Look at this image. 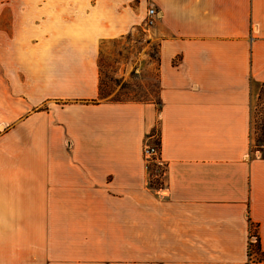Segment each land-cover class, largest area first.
Returning <instances> with one entry per match:
<instances>
[{"label":"crops","instance_id":"crops-1","mask_svg":"<svg viewBox=\"0 0 264 264\" xmlns=\"http://www.w3.org/2000/svg\"><path fill=\"white\" fill-rule=\"evenodd\" d=\"M149 3L159 104L94 102L100 43L146 26ZM3 85L0 264H130L131 244L138 264H264V0H0ZM19 85L73 103L33 111Z\"/></svg>","mask_w":264,"mask_h":264},{"label":"rangeland","instance_id":"rangeland-1","mask_svg":"<svg viewBox=\"0 0 264 264\" xmlns=\"http://www.w3.org/2000/svg\"><path fill=\"white\" fill-rule=\"evenodd\" d=\"M136 2L134 10L137 9ZM151 9L152 6L145 4ZM143 8V11L145 9ZM140 12V11H139ZM144 17V14H143ZM151 29L144 23L138 24L135 29L114 40L100 43L97 54L99 70V96L94 102H151L159 104V48L157 42L151 41ZM10 86H0V91L10 93ZM18 94L33 99V111H48V105L72 104L69 100L39 102L40 93L46 87L19 85L13 87ZM254 92L259 94L254 101L253 146H264V85H255ZM56 102V103H54ZM3 130V129H0ZM158 141V137H157ZM148 172L151 184L160 187L165 183L166 168L157 161L148 160ZM256 236V235H255ZM258 237L252 245L250 257L257 253ZM130 264H138L137 246L131 244ZM136 251V252H133ZM134 254V255H133Z\"/></svg>","mask_w":264,"mask_h":264},{"label":"built area","instance_id":"built-area-1","mask_svg":"<svg viewBox=\"0 0 264 264\" xmlns=\"http://www.w3.org/2000/svg\"><path fill=\"white\" fill-rule=\"evenodd\" d=\"M146 26L152 27L157 19V12L154 9H149L147 12ZM144 157L146 160H155L159 163L160 161V150L158 146H149L146 144L144 147ZM256 242V236L252 234L251 241L249 243V251L251 252L252 245Z\"/></svg>","mask_w":264,"mask_h":264},{"label":"trees","instance_id":"trees-1","mask_svg":"<svg viewBox=\"0 0 264 264\" xmlns=\"http://www.w3.org/2000/svg\"><path fill=\"white\" fill-rule=\"evenodd\" d=\"M258 251H261V249H260V241L259 240H258V246H257V253H258ZM249 256H251V254H249ZM261 260H264V254L262 255Z\"/></svg>","mask_w":264,"mask_h":264},{"label":"bare ground","instance_id":"bare-ground-1","mask_svg":"<svg viewBox=\"0 0 264 264\" xmlns=\"http://www.w3.org/2000/svg\"><path fill=\"white\" fill-rule=\"evenodd\" d=\"M1 129H3V127H1Z\"/></svg>","mask_w":264,"mask_h":264}]
</instances>
